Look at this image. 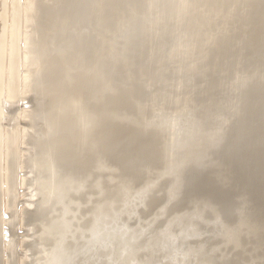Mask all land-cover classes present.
<instances>
[{"label": "bare ground", "instance_id": "obj_1", "mask_svg": "<svg viewBox=\"0 0 264 264\" xmlns=\"http://www.w3.org/2000/svg\"><path fill=\"white\" fill-rule=\"evenodd\" d=\"M45 1V7L43 6L44 8L38 12L39 24L37 25L38 29H36L38 35L36 37V41L39 40L38 42H41L46 39L53 41V46L50 47V50L48 51L49 54L52 53V56H55V58L53 59L51 68L44 69L42 67V60L47 58V47H34L31 59L34 62V66L37 67L35 85L31 90V96L21 97L22 99L29 98L27 99V103L22 104V111L27 112L28 109L33 110L31 111L33 114L30 116L28 114V116L30 118L32 117L37 125L38 123L41 124L40 132L36 133L32 139L34 141L36 151L33 154V157L27 160L25 164L26 168L22 169L26 170L27 168H32L34 170L35 177L31 178V180L28 179V177H26L27 180L25 178L23 179L26 180L27 183L32 182L33 187H31V195L33 197L41 198L43 201L42 208L46 207L43 208L44 210L40 209V212H42L43 215H46V221L43 223L44 230L41 234V245L42 248H44L42 249L44 256L40 264H115L117 262L116 253L120 249L124 250L125 256L120 259L119 264H264V232L262 233L264 222L262 221L260 223L258 220L259 218L254 219L251 218L252 216L245 218L246 216L244 215L243 209L238 211L232 209H225L224 211L215 209L213 211L214 207L209 200L206 199L203 201L202 199L205 198H200L197 196V193H193L194 188L188 187L190 184V180L188 178L189 175L200 170V166L202 165L201 161L203 160L202 155L199 154L203 152L201 149L197 150L198 143L196 142L199 139H203L208 145L212 146L221 143L230 127L229 122L232 121L233 118L238 117L239 114L241 115H239L240 117H243L245 112L252 111L253 109L256 110L255 104L259 103L261 98H264V66L263 71H259L260 74L258 71L257 73L255 71V73L259 75L258 78L256 74H252L256 75L253 77H256L254 79L257 80L253 79V81L250 78V75L249 77L247 75L249 70L255 69L256 67V69L259 70L262 67L260 64L261 67L258 69L259 65L255 67L253 66V62H251L255 61L254 63L256 65L259 60L260 62L262 61V58L264 60V57H260L261 52L259 50L261 49L258 48V43H255L256 45H254L253 42L255 41L252 40V37V41L244 39L248 43L252 42L255 47L257 46L258 50L254 46L253 48L255 49L247 47V49H252L253 51H251V53L248 51L249 56H246L247 51L244 49L246 52H244L243 55L242 48L237 47V49H240L236 50V46H232L236 42H241L242 38L235 37L236 40L237 38H240L241 41H229L228 37H230V35L228 32L229 36L226 34L228 37L224 35L227 39H221L220 42L215 44V46L211 49V59H195V57L191 56L193 58V63H189L188 67L190 66V68H196V70L197 68L199 70L203 69L202 71H204V73L201 71L203 74L197 70L200 77H204L209 72H213L215 75L217 74V76L221 77L226 75L228 80L226 79V84L219 82L216 87L217 93L222 94L223 91L224 94L235 87V89L232 90L234 92L228 93L231 95L233 93L232 97L230 95L231 98L228 96L229 98L227 99V94L224 95L225 98L223 95H221L223 98H220L219 96L218 100H220L218 102H216L217 98L216 100L214 99V102H216L217 105L218 103H221V106L219 105L217 107L219 109L223 108V110L221 109L223 117L219 123L220 130L215 133H209L210 130L207 125L214 126L211 123H206L207 120H209V110H207V115L204 118L196 116L197 114L195 112L186 113V111L182 110L174 112L176 115L171 113V111L175 110L178 105V100L176 101L175 96L179 94L180 97L177 96L180 98H177L179 100L183 97L180 95L183 93V88L181 87L183 85L182 83L179 84L180 80L183 78L186 81V77L190 70L191 72L189 73L188 78L191 74L194 75L197 72L196 70L190 68L188 71L186 67V72H188L186 74V72H183L185 69L182 70L179 68V70H177V67L180 65H173L175 61H183L182 63H184L185 60H181L183 59L182 57H184L183 55L186 56L184 59L190 56L183 54L184 49L181 50V48L184 47L183 45L187 44L186 41H183L184 43L180 48L181 53L183 54L182 55L179 51L177 52V47L174 48L176 44H174L175 41L172 40H174L175 37L178 38L181 36L180 33L176 36L175 34L177 33H175V31H180L179 26L182 23L179 18L183 17V13L189 15L188 13L192 12V14H190L192 16L193 13L195 14L196 11L193 12L196 10L194 8V1L192 2L190 0V3L189 0H163V7L161 1L158 0L160 2H158L159 9H164L160 10L165 13L167 12L168 15L170 13L171 15H169V17L172 21L174 19L175 21H180L181 23L178 24L179 26L175 24L177 26V28H175L178 30L174 29V31H172L173 27L171 26L174 24V21L173 23L171 22L172 24H166V22L163 23L166 24L164 27L167 30L171 29L170 31H172V34L175 35L174 37L170 31L168 32L169 37H174L172 40H170L171 38H168V33L164 34L161 32V25L163 21L159 19L161 21V23H159L161 24V28L157 27L159 26L158 23L155 24L157 26H152V24L156 22L155 20L157 18L155 19V17L157 16H155L154 11L151 13L150 10L158 7L156 4L157 0H151L155 1L154 3L156 6H153L154 3L150 4V0V2L148 1V4H150L149 7L151 6L149 10H145V8L148 9V4L146 5L147 0L144 1L145 8L142 7L144 5L142 0L133 1L134 4L136 1L137 4L140 3V8H143V11L138 8V6H140L139 4H136L135 7H137L134 8L131 7L133 2L130 3V0L128 1V7V2L126 3V7L128 9L134 8L130 10H135V12L139 14L142 13L143 15L140 14L144 16L142 19H148V21L145 20L148 24L150 19L152 20V17L154 16L152 20L153 23L151 25L149 24L147 27L149 28L152 26V28L150 27L151 30L153 27L156 29L158 28V31L160 32H158L159 37L161 33L164 36L167 35L166 39L163 38V41H161L162 39L160 37V42H156L159 37L154 36L152 33V36L148 35V32L151 30L148 28L144 29L143 25L146 26V23H141L143 28L141 27V24H137L136 26V21L133 22V19L129 18L130 16L128 17L127 14L125 15L128 11L127 8H125L127 10L123 9L125 11L121 10L123 13L125 12L124 15H122L123 17L127 16L124 17V19L129 18L131 21H128L127 19L124 21L123 18L121 19V11L116 8L118 4L115 5L117 0ZM122 1L123 0L120 2ZM37 2L38 0H35L30 5H36ZM200 2L197 0L196 4ZM249 2L250 1H248V3ZM122 3L124 4L125 0ZM192 3L193 7L191 6ZM123 4L121 5L123 6ZM186 4L187 6L190 5L192 8L191 11L189 6V11L186 9ZM120 7L118 8H124V6ZM136 9L140 12H137ZM117 10L118 12L120 11L119 14L116 12ZM184 10L186 11L184 12ZM146 11L147 13L150 11L152 17L149 16L150 14H147L150 18L148 16L146 18ZM182 11L183 13H181ZM158 12L163 13L160 11ZM116 13L120 15V17L116 16ZM131 14H133V12H131ZM139 14H137L138 18ZM133 15L135 18L136 15ZM161 15L163 16L161 17L162 20L166 18L167 23L168 21H171L169 17V20L167 19L166 15ZM175 16H178L179 18H176ZM192 16H187L188 20ZM195 17L196 16L194 15L193 18ZM118 18L125 23L121 25L117 24ZM191 20L193 19L189 20L190 23H195L194 20ZM127 21L128 23L130 22V25L126 23ZM189 22V25L187 24L188 26L184 24L185 28L187 27V30L189 29V26L192 25ZM131 23H135V27H133V25L131 26ZM167 25H170L171 27H168V29L166 27ZM184 25L182 24V29ZM164 27L163 30H165ZM141 28L142 32L145 30L143 32L144 34L146 29L148 30L146 33V35H148V40L147 38L144 39L145 41L142 39L145 35H142V32L138 31L139 29L141 30ZM186 29L182 31L186 32ZM233 29L235 30V28ZM233 29L232 31L234 32ZM243 29L241 34L245 33V30L243 31ZM134 30H137L136 32L138 33L141 32V39L137 37V39L139 38L138 40L136 39L138 42L135 41V39H131L130 42H128V40L132 37L131 35ZM167 30H165V32ZM182 31H180L181 34L183 33ZM237 31L238 30L236 29L235 32ZM153 33L155 34V32ZM261 33L262 32H259L257 34L259 35ZM185 34H188V32ZM232 34L233 33H231V35ZM118 35H120L121 38H117L119 37ZM249 35L255 36L253 33H249ZM249 35L247 34V38L250 37ZM126 36H128L127 38H130L126 40ZM188 36L187 38H189ZM193 36L194 34H191L189 40L186 38V40H188V44L192 43L190 40ZM232 36L230 38L235 39ZM151 37L153 39H151ZM154 37H157V40L155 39L156 41L154 40ZM149 39L152 40V43H148V41H151ZM132 40L135 41L133 42L134 45H136L135 43H139L140 40L144 41L145 44L148 43L149 45L165 42L164 44H166V46L164 45V47H162V49L165 50L170 48L169 43L172 45L171 42H173L174 47L172 48L173 50L176 49V52L182 56L179 57V59H181L176 60V58L178 59L177 55V57L173 56L175 61H172L174 62L170 60L172 57L171 55L175 54L171 51L172 48H170V50L167 49L168 53H172H170V55L168 54L169 59L167 58L168 55L163 59L169 60L171 62L170 64H172L170 65L171 68H175L173 70H177L173 73H177L179 71L177 76L181 74L180 71H182L186 76L183 77V74H181L182 78L179 76L180 78H178L179 82L177 81V85L181 86L178 87L176 85V89L181 88L177 91L174 86L172 87L175 82L173 81L174 83L171 85V82L169 81L171 80L169 79V76L172 72L169 74L167 73V75L164 72L167 78L169 77L166 79L170 82H168V87L171 85L170 87L176 90L175 93V90L172 89L174 91L173 95L176 94L175 96H172L171 94L173 98L175 97V100L172 98L175 102H170L171 100L165 97V95H169L168 97H170L168 91L171 90V88L167 91L165 87L167 85H164L163 87L165 90H160L167 92L163 91L164 96L160 95L167 99L168 104L161 103L163 101L162 97V101H158L157 103L156 101L160 99L157 94V100L156 95H154V97L151 95V102L147 99L150 96L146 95L147 98L143 96V93L145 95L146 92L143 87H146L150 91V85L155 84L153 81L152 83L150 82L151 84L149 86H144V81H140L141 79H135L134 77L136 76L133 75L137 69L136 65L140 63L138 62V60L140 61L138 57L143 58L142 56H144L145 61L148 59V63L152 60H150V58L146 59L145 57V53L147 52L148 55V53L152 51V48L150 49L148 48L149 45H146L147 49H141V45L144 42L141 43V45H133L131 50H136L137 52H134L136 55L137 53L138 55L140 54L139 56L137 55V58L135 57L136 60H133V64H137L134 66L132 64L129 65V63L132 62L125 63L126 65L128 63V67L131 65V68L135 67L134 71L131 69L133 73H131L132 71H130L128 67L126 70L128 74L124 71V76H121L123 74L122 72H119L121 75L116 72L117 69L119 70V68L122 67V64H118L120 67L116 68L117 63L119 62L118 57H120V55L121 57L125 56L126 58H130L135 55L128 50L132 47L131 45L129 46V44L132 43ZM199 41V44H204L203 41ZM243 42L244 41H242V45L244 46L245 42L244 44ZM163 43L160 45L162 46ZM167 43L169 47L167 46ZM145 44L142 45L144 48H146ZM237 44L238 46L241 45V43ZM160 45H158V47H161ZM139 46L140 52L146 50V52L143 51L145 55L139 52ZM156 46L157 45L154 47ZM201 46L204 45H200V47ZM136 47L138 50L135 49ZM158 47H156L155 51H158ZM178 47H180V45ZM193 47L194 46H190L189 49H193ZM232 47L235 48L233 49ZM167 50L165 52L166 54ZM153 51L152 53H154V56L151 55L152 53L149 54V56L155 58V51ZM163 52L164 51H162V54ZM204 52L205 50H203L201 54ZM128 53L132 55L130 56ZM156 55L161 57L160 52ZM191 57H189L190 60H192ZM258 57L261 59L258 60ZM154 58L152 62H154ZM159 59L160 58L158 57L157 60L159 61ZM121 60L125 61L124 59ZM190 60H188V62H192ZM135 61L137 62L135 63ZM168 62L162 63H164L165 66V63ZM145 63L147 64V62ZM180 63L181 62H179V64ZM186 63L187 62H185V64ZM248 63H251L250 65L253 64L252 67H249L251 69L246 67L247 65L249 66ZM153 64L156 66L157 63ZM158 64L161 65V59ZM187 64L185 66H187ZM126 65L123 68H126ZM140 65L141 63L138 66ZM147 65L145 68L142 64V67L139 68L141 76H144V74L141 73H144L148 70L147 68L151 66L148 65L147 67ZM155 66H151V70H149L150 72L153 71L154 74V70H157L154 68ZM123 68L119 71L124 70ZM142 68H145L143 69L144 72H142L143 70H140ZM165 68L163 67L161 70L163 71ZM167 68L170 69L169 66ZM44 70L47 71L44 72ZM161 70L158 71L160 72ZM193 70L194 72H192ZM129 71L131 73L130 77H128V75H130ZM136 71H138V69ZM165 71L170 72L171 70L168 71L167 69ZM148 72L146 71L145 75ZM159 72L156 73V75H159ZM198 72L196 75L190 76V79H192L189 83L194 80L195 76H198ZM125 73L127 76H125ZM252 73L254 72L252 71ZM137 74L138 73L136 72L135 75ZM154 74L152 75L149 73V76L151 75V77H154ZM46 75L49 78H54L55 84L53 83V86L51 84H43V78H46ZM118 75L121 76L120 78L128 77L132 79L133 77L136 83L134 79L131 80L133 81L131 84L129 83V79L127 80L124 78V80L127 81L125 82L123 80V82L120 79L121 84H119ZM151 77L150 80H152ZM155 77L154 79L157 78ZM161 77L165 79V77L160 75V78L158 77V82H161L160 79L163 80ZM148 78L149 77L145 78V76L142 78L143 80L146 79V85H148ZM173 78L177 79L174 75L172 76V80ZM188 78L187 82L189 80ZM183 79L181 82H185ZM213 79H217L215 81H218L216 76H214ZM59 81H62V83L63 81H67L70 84L71 89L69 88L64 90L61 88L64 87V84L61 86ZM195 82L197 81L195 80L194 83ZM197 83L199 84V82ZM137 84L140 85L138 86ZM160 84L157 86L155 84L156 88L163 86ZM186 84H184V86H186ZM191 84H193V82ZM191 84L188 86L191 87ZM148 90L147 92H149ZM156 90H151V92H154L153 94H155ZM51 91L52 93H50ZM180 91L181 93H179ZM151 92H149V95ZM169 93L171 92L169 91ZM142 97L143 99L145 98L148 103L145 99L143 100ZM201 99L205 100L206 97L201 95ZM201 99L197 104V108H194L198 109L196 112H199L201 109H204L205 111L206 105L201 104ZM16 100L13 101L16 103ZM9 101L12 102L11 98ZM13 104H9L10 109L7 113L9 114L10 112L9 115L12 119V116L16 112L15 115L17 117H15V115L14 117L15 120L17 119L19 121L22 118L20 115L18 117L17 114V111H19L18 109L20 108V101L16 104V106H13ZM33 106H35V108ZM164 107H166L170 113L168 112L167 114H162L160 119H148V116H150L154 110L159 111ZM224 107L228 109L231 108L232 111L233 108H236V111H234L238 113L237 116H234V112L233 114L230 113L232 112L230 109L228 111L227 109L224 111ZM218 108L215 109L218 110ZM19 112L21 113V111ZM30 118L24 119L23 122L26 120L32 125L33 122ZM11 119L9 121L10 123ZM17 122L13 121L11 125L14 127L15 123V125L19 124V122ZM217 122H219V120H217ZM243 122L244 121H242V124H245ZM28 123V126L26 125L27 128L31 127ZM240 124L241 123L236 125V128L241 126ZM22 125L25 126V124ZM23 128L27 130L26 127ZM243 129L244 128L242 127V129L239 130L241 131ZM249 133H251V131ZM168 137H171L172 141L166 146L164 140ZM17 146L19 145L17 144ZM170 152H173L174 157L170 156ZM171 170H175V173L168 174ZM143 178L147 179L143 182V184L138 185L139 181ZM23 179L21 180L23 181ZM48 202H52V205H50V203L47 204ZM155 202L159 203V207L154 211L153 216L146 221H141V208H147ZM178 206L185 208L176 215L166 219L169 209L171 207L175 208ZM33 212L34 211H32V214ZM236 212L237 216H235ZM39 214L41 216V213ZM88 215L91 218L87 221L89 223H85L86 225H81L79 223L78 225L76 224V226H68L66 224L70 220L69 217L80 222L81 219L83 220ZM159 223L162 224L161 227L159 226ZM37 237L39 236L37 235ZM250 239L251 244L248 243ZM250 245L251 247L248 251L249 255L256 256L255 252L259 250L260 254H262L261 259H255L253 256L249 258L244 257V250L246 246Z\"/></svg>", "mask_w": 264, "mask_h": 264}, {"label": "rangeland", "instance_id": "obj_2", "mask_svg": "<svg viewBox=\"0 0 264 264\" xmlns=\"http://www.w3.org/2000/svg\"><path fill=\"white\" fill-rule=\"evenodd\" d=\"M34 1L35 0H0V60H1L0 61V81H1L0 82V264H21V263L22 264H40L41 261L43 260L42 258L44 256V253L42 251V249H44V248H42V245H41V241H42L41 240V234L43 233V230H44V224L43 223L46 221V215H43V213L40 212L41 211L40 209L44 210L43 208H46V207L42 208L43 201L41 200V198L33 197L31 195V191H32L31 187H33L32 182L30 183L28 181L29 183H27V181H26L27 180L26 177H28V179H30V180H31V178L35 177L34 170L32 168H27L26 170H22V169L26 168L25 164H26L27 160H29L31 157H33V154L36 151V147H35L34 141L32 139L36 133L40 132L41 124L38 123V125H37L36 122L32 119V117L31 118L29 117L31 114H33L31 112L33 110L28 109L27 112H24V111H22L23 107H21V106H22V104L28 102L27 99H29V98H25V99H22V98L31 96L32 95L31 90L33 89V86L35 85V77L37 74V72H36L37 67L34 66V62L31 59L32 55H33L34 47L35 48L37 46L39 48L40 47L41 48L47 47L46 48L47 49L46 51L48 52L47 53L48 55L46 56L47 58L42 60V63H43L42 67L44 69L51 68V66H52L51 64H52L55 56H52V53H50L51 54L50 55L49 51H48V50H50L49 48L53 46L52 45L53 41H51V40L49 41V39H46L47 41L44 40L41 42H38L39 40L36 41V37L38 36L36 29H38L37 25L39 24L38 12H40L42 10V8L45 7L44 5L46 4V1L45 0H38L36 5L34 4L31 6L30 4ZM120 1L121 0H117L115 5L118 4L117 5L118 7L124 6V8L120 7L121 9H119L116 6V8L121 11V10L128 7V5H129L128 1L129 0H127V1L125 0L124 4L122 3L124 0L122 2H120ZM133 1L135 2V0H132V1L130 0V3ZM138 1H140V0H138ZM142 1L144 4L145 0H142ZM148 1L149 0L146 1V5L148 4ZM155 1H151L150 4L154 3ZM160 1L162 3L163 0H160ZM191 1L192 2L194 1V3H195L194 8L196 10L193 9L194 10L193 12L196 11L197 14L195 12V14L193 13V16L195 15L196 17L193 18V16L190 15V14H192V12L191 13L187 12L189 14V15H187V14L183 13V11L181 12V13H183V17L179 18L177 16L179 19H181L180 21L183 25L186 24L187 21L189 22L190 19L194 20L195 23L189 22L192 25L189 26L188 30L186 29L187 27L185 28V25L183 26V29H182V24L180 23V21L178 22V21H175L174 19H173L174 24L171 25L173 23V21L169 17V15H171V14L168 12L169 13V15H168L167 12L165 13V12L160 10L162 8L159 9L158 5L160 2L158 0L156 2L158 7L157 8L155 7V9H157V10H155V9L150 10L151 13H153V11H154L155 16H157V17H155V19L156 18L157 19L156 20L154 19L156 21L155 23H153V21H152L154 16L152 17V14H150V11L148 13L146 11L145 17L147 18V16L149 14H150L149 16L152 17V20L150 19L151 23L149 22L150 25L153 23L152 26L153 25L157 26L155 24L158 23L159 26H157V27H160L161 24H159V23H161V21H163L162 25H161L162 28L160 27L162 31L160 30V28H159V30L161 32H163L164 34L168 33L171 30V29H169L171 26L173 27L172 31H174V29L178 30L176 28H177V26H179L178 25L179 23L181 24L179 26V30L182 31V30L186 29V32H188V34H185L186 33L185 31H182L183 32L182 34L180 31H178V32L175 31V33H177V34H175L173 32L176 36H178L179 35L178 33H180L181 36L177 38V37H175V35L172 34V31H170L171 34L175 37V39L172 40V38H174V37H169V33L167 34L168 38H171L170 40L176 42V43L174 42V44H176L174 47L173 42L170 41L172 44V45H170V43H169L170 48H172V47L176 48L177 47L176 48L177 52L179 51L180 54H182L181 50L184 49L183 54H186L187 56L190 55L189 57L193 56V57H195V59H197V58H205V59L210 58L211 59L212 56L210 54V51L215 46V44L220 42L221 39H223V38L227 39V37L229 35H230V37L233 35L232 36L233 38L241 37L242 38L241 40L245 42V45L243 46L240 38L239 39L237 38V40H236V38L232 39V38L228 37L229 41H234V42L241 41V42L234 43V45H232V46H236V50H239L240 48H242L243 49L242 50L243 55H244V52L247 51L246 56H249L248 54L251 53V51H253L252 49H255V48L257 49V46H258V48L261 49V50H259L261 52L260 57H264V31H263L264 30V0H246L247 2L245 0H200L201 2L198 0V2H200V3H197V4H196L197 0L196 1L191 0ZM191 1L189 0L190 3H191ZM248 1H250V2L248 3ZM119 2H120V4H119ZM134 2L132 4V6L131 5L130 6L136 8L137 6L135 7V5L137 4V1L135 4H134ZM224 2H225V4H224ZM126 3H127V7H126ZM121 4H123V6ZM138 4L140 5V3H138ZM150 4L147 5L148 9L145 8V4L142 7L145 8V10H149L151 8V6L149 7ZM162 5H163V3H162ZM153 6H156L155 3ZM153 6H152V8H153ZM182 6H185V5H182ZM188 6L190 7V5H188ZM188 6L186 4V7H187L186 9L189 11V9L191 7L189 8ZM191 6L193 7V3L191 4ZM140 7H141V5L138 6V8H140ZM163 7H164V5H163ZM134 8H130V9H134ZM143 8H140V10L142 9V11H143ZM127 9H125V10H127ZM130 9H128V11ZM137 9H136V11L140 12ZM118 10L116 12L119 14L120 11L118 12ZM125 10H123V11H125ZM162 10H164V9H162ZM191 10H192V8L190 9V11ZM123 11L120 12L121 15L122 14L124 15L125 12L123 13ZM128 11L125 13V15L127 14L128 17L130 16L129 18L133 19L132 20L133 22L136 21L135 22L136 26H137V24L140 25L141 23L142 24L146 23L147 24L146 26L143 25L144 29L148 28L147 26H149V24H148V22H145V20L148 21V19L143 20L142 17H144V16H142L143 15L142 13H140V14H142V15H140L139 13H136L135 10H130V12H129L130 14H129ZM158 11L163 12V13H159ZM185 11L186 10H184V12ZM131 12H133V14L136 15L135 18H134V15L131 14ZM178 12H180V11H178ZM143 13H145V12H143ZM157 13L160 15H158ZM118 14L116 16L120 17V15H118ZM137 14H139V18L137 17L138 16ZM161 14H164V16L167 14L166 15L167 19L169 17V19L171 21L170 22L168 21V23H167L166 18H164L165 21L162 20L161 17H163V16ZM123 15L120 18L121 19L123 18V20L126 21L127 18L124 19V17H127V16L123 17ZM131 15H132V17H131ZM184 15H186V16H184ZM158 16H160V17H158ZM187 16H192V17L189 18V20H188ZM184 17L186 18V20ZM129 18L127 20L131 21ZM121 19L118 18V22L116 19L117 24L121 25V24L125 23ZM119 20H121L122 22ZM193 20H191V21H193ZM128 21L126 23L130 25V22L128 23ZM139 21H140V23H139ZM141 21H144V22H141ZM119 22H121V23H119ZM164 22H166V24H169L172 22L170 24L171 26L170 25L166 26L167 28L169 27L168 28L169 30H167L164 27L166 25V24H163ZM183 22H185V23H183ZM188 22H187V24H188ZM135 23H133V24L131 23V26L133 25V27H135L134 26ZM142 24H141V27L143 28ZM175 24H177V26ZM187 24H186V26L189 25V24L188 25ZM120 25H119V27H120ZM124 26H125V24H124ZM152 26H150V27L152 28ZM150 27L148 29H150ZM163 27L165 30H167L166 32H165V30H163ZM142 28H141V30L139 29L138 31L142 32ZM154 28L155 27H153V29ZM201 28H202V30H201ZM233 28H235V30ZM240 28H242V29L245 28V29H243V31L245 30L244 32L246 33V35L244 32H243L244 34H241L242 29H240ZM153 29L152 30L150 29V30L155 32V34L151 31H149L150 32V34H149L147 29H146L145 34L143 33L145 30L142 33L141 32L138 33V32H136L137 30L136 31L134 30L135 34L138 33L137 34L138 36L135 35L134 31H133L131 36L132 37L134 35L135 36L133 38L129 37L130 39L127 38L128 36H126V38H127L126 40L129 39L128 42H130L131 39H135V41H137L140 38L141 34L145 35V37L143 36L144 38L142 37L143 40L145 38H147V40H148L147 36L148 35L152 36V34L154 36L159 37L158 28L157 29L155 28L154 30ZM232 29L234 30V32L232 31ZM236 29L238 30L237 32H235ZM156 31H157V33H156ZM147 32H148V35H146ZM228 32H229V35H228ZM259 32H262L261 34H259L260 36L257 34ZM231 33H233V34L231 35ZM239 33H240V35H239ZM249 33L250 34L253 33V34H255V36L249 35ZM191 34H194V36L191 37L192 39L190 40L192 43L188 44V40L190 39ZM247 34L250 37L247 38ZM162 35L163 34L161 33L160 37L162 40L160 39V37L159 38L154 37V40L157 38L158 41H156L157 39L155 41L160 42L159 40L163 41V38L166 39L167 35H165V36L164 35L162 36ZM188 35H190V36H188ZM224 35H226L227 37H225ZM118 36L119 37H117V38H121L120 35H118ZM187 36L189 38H187ZM137 37H139V38L137 39ZM149 38H150V36H149ZM186 38L188 40H186ZM198 38L200 39V41ZM151 39H153V38L151 37ZM151 39H149V40H151ZM244 39L247 41L248 40L249 41L254 40L255 41V42H253L254 45H256L257 43H258V45L255 47L252 44V42L248 43ZM257 39H258V41H257ZM118 40H120V39H118ZM135 41L132 40V43L129 44V46L131 45L132 47L129 48L128 50H130V51L132 50L133 45H134L133 42H135ZM140 41H139L140 44L139 43H135V44L141 45V43H143L145 40L141 41V42ZM183 41H186L187 44L183 45V43H184ZM198 41L199 42L203 41L204 44L203 43L199 44ZM149 42L152 43V40L148 41V43ZM244 42H243V44H244ZM148 43L145 44V42H144L142 45H144V44H145V46L149 45ZM153 43H154V41H153ZM162 43H160V44H162ZM164 43L162 46L159 43L158 44L154 43L153 45L148 46V48H150V49L152 48L151 49L152 51L153 50L155 51L156 47H158V45L161 46V47L157 48L158 51H155V56H156L155 58L152 57V56H154L153 55L154 53H152V51L149 52L147 50L149 52L148 55H147L146 50H143L144 52H146L145 53L146 55L144 54L143 51L140 52V46H139V52L142 53L143 55H145L146 59L150 58V60L151 59L153 60V58H154V62H152V60H151L152 63L149 61L150 64L147 61L148 59L145 61L144 56H142L143 58L138 57L140 54L138 55V53H137V55H138L137 56L134 53L137 51L133 49L134 51H131V52H132V54L134 53L136 56L134 55L132 57L131 56L132 54L128 53V54H130L131 57L126 58L125 56L122 55L123 57H125V58H123L120 55L121 58L118 57L119 62L117 59V62H118L117 65L122 64L121 65L122 67H120L119 65L118 66L116 65V68L120 67L119 70L121 68L125 67L126 62H128V63L132 62V63H129V65L132 64L135 66L137 64L136 63L137 61H135L136 64H133V62H134L133 60H136L135 57L136 58L138 57V59H140V61L138 60V62H140L141 65L143 64V67L146 68L147 64L151 65L153 67V65L155 66V64H153V63L158 64V62L161 59V65H159L160 64L159 63L158 66L156 64V66L154 67L155 69H157V70H154L155 74L153 71L152 72L149 71V70H151V66H149L150 67L149 68L147 65L148 70H146V71L147 72L149 71L147 73L148 75L146 74L147 76L145 75L146 71L144 72V70H143L145 68L140 69V70H143L142 72H144V73H141V74H144L145 78L149 77L147 79L148 85H146V82H145L146 79L145 80L142 79L144 76L142 75L143 76L142 77L139 73V68L142 67L141 65L138 66L140 63H138L136 65V68L138 69V71H136L137 69L135 70V67L131 68L132 65L129 66L130 67L129 68L127 66L128 63L126 65V68H123L124 70H121V71H119L118 69H117L118 71L116 70V72L118 74H119V72L123 73L122 75H121V73L119 74L121 76H124V71L127 70V67H128V69H130V71L135 70V74L137 72L139 75L133 74L134 76H136L134 78L137 80L141 79L140 81H144V84H143L144 86H149L153 81L155 82L156 86L161 83L163 86L160 84L162 87L159 86L158 87L159 89L156 88L155 84L154 85L151 84L152 86L150 85V91L146 87H143V85L141 84V86L143 88H145L146 92H147V90L149 92H151V90L154 91V90L158 89L155 91L156 92L155 94H153L154 92L153 93L151 92L149 95V92L146 93L145 91H144L145 95L143 93V96H145L146 98H147L146 95L150 96L149 98H151L152 96L154 97V95H156V94L159 95L160 99H158L157 95H156L157 98L155 97L156 100L158 99L157 101L155 100L157 103H158V101L161 102L162 101L161 97L164 96V93H163V91L165 90L163 88L164 85H167V86H165L167 91H168V89L171 88L170 86L174 82L175 83H174V85H172V87L174 86L175 89L177 86L178 87L181 86V85H177L179 82L178 78L181 77V74H183V77H186L183 72L187 71L185 69L186 67L189 71L190 66L188 67V65H189V63H193L192 57H191L192 60H190L189 57H187L188 59L186 58L187 59L186 60V59H184V57H186L185 55L182 54L184 56V57H182L179 53L176 52V49H174L175 50L174 51L172 48L171 51H173V53H175V54L177 53V54L175 56V54L173 55L169 51L172 54L171 55L172 57L170 56L171 61L172 60L175 61L174 57H177V55H178V59L176 58V60H180L181 58L179 59V57L181 56L183 58L181 60H185V62L188 63V64L186 63L187 66H185L186 65L185 62L182 63L183 61H179L182 63V65H183L182 66L181 63L179 64V62L175 61L176 62V64H175V62L172 61V62H174L173 65H175V66L180 65L179 67H177L178 69L176 68L177 70H179V68L182 70L185 69L183 72L180 71L181 72V74H179L180 77L177 76V73H179V71L177 73L176 72L173 73L174 71H177V70H173L175 68H173V69L171 68L170 65H172V64H170L171 62L169 60L163 59V58L167 57L168 54L170 55V53H168V50H170V48L165 47L168 49V50L166 49L167 54L165 53L166 50L162 49V47H164V45L166 46V44H164ZM237 43H241L242 46L241 45L238 46ZM250 44H252V45H250ZM136 45H134V46H136ZM142 45H141V49H147V46H146V48H144ZM155 45H157V46L154 47ZM179 45H180V47H178ZM182 45L184 46L183 48H181ZM186 45L187 46L188 45L194 46L196 48L193 47V49H189L190 46L187 47ZM200 45H204V46L200 47ZM151 46H153V47H151ZM167 46H168V43H167ZM253 46L255 48H253ZM237 47H240V48L237 49ZM247 47L248 48L251 47L252 49L249 50V49H247ZM153 48H155V49H153ZM160 48L162 49V51H164L163 52L164 55L162 54V51ZM180 48H181V50H180ZM232 48L234 49L235 47H232ZM135 49L138 50L137 47ZM159 49H160V51H159ZM244 49H246V51ZM203 50H205V52L203 54H201V52ZM248 51H250V52L248 53ZM159 52L161 53V57L159 55L158 56L156 55L157 53L159 54ZM240 52H241V50H240ZM149 54H151L152 56H149ZM169 55L167 57L168 59H169ZM158 57L160 58L159 61L157 60ZM121 59H124L125 61H123ZM259 59H261V58L258 57V60ZM120 60L123 62H121ZM162 60H165V61H162ZM188 60H190L192 62H188ZM261 60H262L261 62H260V60H259V62L256 61L258 63V64L256 63V65L254 63L255 61H251L254 64V65L253 64L252 65L255 67L259 65L258 69L262 66L261 69H259V70L256 69L257 67L256 68L254 67L255 69L249 68V67H252V65H250L251 63L250 64L248 63L249 66L246 64L247 65L246 67H248V69H251V70H249V72L247 70L248 73H250V71H251L250 74H248L247 72L246 73H247L248 77L250 75V78L252 80L254 78H256L253 76L257 75L256 74L257 71L259 74L261 72L260 70L263 71V66H264L263 61L264 60H263V58ZM145 62H147V64ZM162 62H168V63H165L166 65L164 66V63H162ZM260 64H261V66H260ZM168 66L170 67V69L167 68ZM163 67L164 68L166 67L165 70L168 69V71L169 70H171V71L170 72H166L165 70L162 71L161 69H163ZM190 69L196 70V68H192V67ZM158 70H161L163 75H162V73L160 74L161 71L159 72ZM194 70L192 72H194ZM197 70L201 72L203 69L199 70L197 68ZM46 71L47 70H44V72H46ZM130 71H129L130 75H128V77H130L131 73H133V71L131 73H130ZM252 71L254 73H252ZM255 71H256V73H255ZM158 72H159V75H156V73H158ZM164 72L166 73V75H167V73L169 74L172 72L171 75L172 76L174 75L175 77H177V79L173 78V80H172V76L168 75L170 77V78L169 77L168 78L171 79V80H169L171 82L170 83L168 80H166L168 78L164 74ZM190 72H191V70L189 71V73ZM202 72L204 73V71H202ZM202 72H201V74H203ZM117 73H116V75H117ZM126 73L128 74L127 71H126ZM126 73H125V76H127ZM149 73L152 75L154 74V77L155 76L157 77V78L155 77L157 79V81H156V79H154V77H151V75L149 76ZM187 73L188 72H186V74ZM189 73H188V75H189ZM196 73L194 75H196ZM252 74H256V75H252ZM160 75L165 77V79L161 77L163 80L160 79L161 82H158ZM188 75L186 77V81L181 77L183 79V81H185V82H181L182 79L179 82V84L182 83L183 86H184V84L188 83L184 87L181 86L183 88L182 89L183 93H181V91L179 92V93H181L180 95L185 97V98L181 97V100H179L180 99L179 94L173 95L174 91L172 89H174V88H171V90H169L171 93H169V91H168V94H170V97H168L169 95H167V96L165 95L166 98L171 100L170 102H172V101L175 102L174 101L175 97H176V101L178 100L177 101L178 105L176 104L177 105L176 109L172 110L171 113L174 114V112L182 110V111H186V113L187 112H189V113L195 112L197 114L196 116L204 118L207 115V110H209V113H210V115L208 116L209 120H207L206 123H211L214 125V126L207 125V127L210 130L209 133H215V132L219 131L220 130L219 123L223 117V113H222L223 108H221L222 110L219 109L217 106H219L221 103L220 104L218 103V105H217L216 102H218L220 100V99L218 100L219 96H220V98H223L224 95H227L230 92H234L232 90L235 89V87L232 88V90H229V91L226 90L227 92L224 91L225 92L224 94H223V91H222V94L217 93L216 87L219 84V82H221V83L223 82L224 84H226L225 81L228 80L226 75H223L221 77V76H217V74L215 75L213 72H209L204 77H200V74L198 72L197 75L199 77L195 76L194 80L192 81L193 84H191L192 82L191 83H189V82L192 79V78L190 79V76H194V75L191 74L189 76V78H188ZM121 76H119V78L117 77L119 79L118 80L119 82H120V79H121V81H123L124 78H126V77H124V78L122 77L123 78L122 79V78H120ZM138 76L141 78H139ZM214 76H216L218 78V81H215L217 79H213ZM258 76L259 75H257V78H258ZM128 77L126 78L127 80L128 79L130 80V82L129 81L128 82L129 83L133 82L131 80H133L134 78L132 77V79H130ZM150 77L152 78V80H150ZM187 78L189 79L188 82H187ZM135 79H134V81H135ZM43 80H44L43 84L45 83V85L51 84L53 86V83L55 84L53 77L49 78L46 75V78H43ZM127 80H124V81L126 82ZM195 80L197 82H199V84L197 82L194 83ZM254 80H257V79H254ZM140 81H139V83H140ZM163 82H165V83H163ZM168 82L171 84V85H169V87H168V84H169ZM6 83H7V85H6ZM59 83L61 84V86H63L62 84H64V87H61L64 90L69 89V88L71 89L70 84L67 81H65V82L63 81V83H62V81L61 82L59 81ZM135 83H136V81H135ZM119 84H121V82ZM189 84H191L192 86L191 87L188 86ZM2 85H4V86H2ZM137 85L139 86L140 84H137ZM180 88H177L176 90L178 91V89H180ZM162 89H164V90L160 91ZM176 90H175V93H176ZM167 91H164V92H167ZM159 92H162L163 94L159 93ZM50 93H52V91ZM11 94H12V96H11ZM171 94H172V96H175V95L176 96L173 98L171 96ZM18 95H19V97H18ZM201 95H204L206 97V99L205 100L201 99ZM221 95H223V96L221 97ZM230 95L231 94L227 95V99L230 97ZM232 95H233V93H232ZM232 95H231V97H232ZM8 96H9V98H8ZM88 96H90V95H88ZM177 96H179V97H177ZM165 97H162V98H163V101L165 100L166 102L162 101L161 103L168 104L167 99ZM10 98H11L12 102L9 101ZM149 98H147V99L149 102H151L150 100H152V98L151 99H149ZM177 98H179V99H177ZM216 98H217V100H216ZM224 98H225V96H224ZM142 99H143V97H142ZM200 99L202 100L201 104L206 105L205 111H204V109H201L199 112H196L198 109H194V108H197V106H198L197 104L200 102ZM214 99L216 100V102H214L215 101ZM13 100H16V103ZM169 100H168V102H169ZM5 101H6V103H5ZM19 101H20V106H19L20 108L18 110L21 111V113L19 111H17V114H18V117H19V115H20V117H22L21 118L22 121L21 120L18 121L17 119L15 120V117H17L15 115L16 112L14 113L15 117H14V115L12 116V119H13L12 120L10 115H9L10 112H9V114L7 113L10 109L9 104L11 105V103L13 104V102H14L13 106H16V104H18ZM148 101L146 100L147 103H148ZM146 102H144V103H146ZM255 107H256V110L253 109L252 111L245 112L243 117H240L241 115L239 114L240 116L238 115V117L233 118L232 121L229 122L230 127H229L228 132L225 135V137L221 143L212 146V145H208L206 143V141L203 139H199L196 142V143H198L197 150L201 149L203 152V153H199L200 155H202L203 160L201 161L202 165L200 166V170L193 172L189 175L188 178L190 180V184L188 187L194 188L193 193H197V196H199L200 198H205V199H202L203 201L206 199L209 200L210 203H212V206L214 207L213 211L215 209L216 210H223V211L225 209L226 210L232 209V210H237V211L243 209L244 215L246 216L245 218H248L251 216H252L251 218H254V219L259 218L258 220L261 223L262 221L264 222V98H261L259 103L255 104ZM215 108L216 109L218 108V110H216ZM226 109H227V111L229 109L231 110V108H229V109L225 108L224 111ZM234 110L236 111V108L235 109L233 108V111L231 110L232 112H230V113L233 114V112H234V114H235L234 116H237L238 113H236ZM168 112L169 111H168V109H166V107H164L162 110H159V111L154 110V112H152L151 115L148 116V119L149 120L160 119V117H162L161 116L162 114L164 115V114H167ZM28 114H29V116H28ZM174 115H176V114H174ZM8 117H10V118H8ZM27 118H30L32 120V122H33L32 125L29 124L30 122L28 123V121H26V120L23 122V120L27 119ZM10 119H11V123L13 121L14 122L18 121L21 126L19 124L15 125L16 124L15 123L14 127H13L11 125V123L9 122ZM217 120H219V122H217ZM242 121H244L243 123H245V124H242ZM27 123L31 127L27 128V126H28ZM239 123H241L240 124L241 126L236 128V125H238ZM22 124H25V126H23ZM23 127H26L27 130H25ZM242 127L244 129L240 131L239 129H242ZM250 131H251V133H249ZM164 141H165V145L167 146V144H169L172 141V138L168 137ZM21 143H22V145H21ZM17 144L19 146H17ZM170 156L174 157L173 152H170ZM170 156H168V157H170ZM170 159H173V158H170ZM174 171L175 170H171L168 174H173V173H175ZM25 175H27V176H25ZM23 178H25L26 180H24ZM147 178L141 179L139 181L138 185L143 184V182ZM21 179H23V181H25L26 183L23 182ZM23 183L25 184V186ZM198 183H199V185H198ZM24 203L26 204V206ZM49 203H50V205H52L51 204L52 202H48L47 204H49ZM158 207H159V203L155 202L154 204L150 205L147 208H145V207L141 208L142 218L140 220L146 221L149 218H151L154 214V211ZM184 208L185 207H182V206H178L175 208L171 207L169 209V211L167 212L166 219L176 215L177 213L182 211ZM7 210H8V212H7ZM32 211H34L33 214H32ZM39 213H41V216ZM235 216H237V212H236ZM69 218H70V220L66 224L68 226H76V224L78 225L79 223L81 225L82 224L86 225L87 223H89L87 221L90 220L91 217L88 215L83 220L81 219L80 222L78 220L75 221L74 218L73 219H71V217H69ZM159 226L161 227L162 224H160ZM262 230H263L262 231V233H263L264 232V226H263ZM14 232H15V234H14ZM37 235L39 237H37ZM251 239H252V237H251ZM251 239L248 242L250 244H251ZM250 247H251V245L246 246L244 253H243L244 257L249 258V257L253 256L255 259L256 258L258 260L261 259L262 254H260L259 250H257L255 252L256 256L255 255H249L248 251H249ZM124 256H125V253H124L123 249H120L119 251H117V253H116L117 262L115 264H119L120 259L124 258Z\"/></svg>", "mask_w": 264, "mask_h": 264}, {"label": "water", "instance_id": "obj_3", "mask_svg": "<svg viewBox=\"0 0 264 264\" xmlns=\"http://www.w3.org/2000/svg\"><path fill=\"white\" fill-rule=\"evenodd\" d=\"M35 108V106H33ZM44 116V115H43Z\"/></svg>", "mask_w": 264, "mask_h": 264}]
</instances>
